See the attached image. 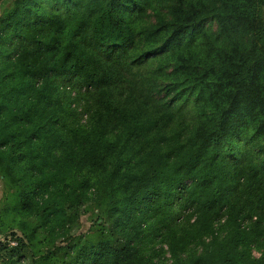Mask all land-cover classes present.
Here are the masks:
<instances>
[{"label":"trees","instance_id":"16d2710c","mask_svg":"<svg viewBox=\"0 0 264 264\" xmlns=\"http://www.w3.org/2000/svg\"><path fill=\"white\" fill-rule=\"evenodd\" d=\"M6 1L0 260L264 264V0Z\"/></svg>","mask_w":264,"mask_h":264},{"label":"rangeland","instance_id":"374dc122","mask_svg":"<svg viewBox=\"0 0 264 264\" xmlns=\"http://www.w3.org/2000/svg\"><path fill=\"white\" fill-rule=\"evenodd\" d=\"M10 0H7L5 5L9 4ZM149 13V11H147ZM150 21L153 20V18H149ZM212 28L214 29L215 26L213 25ZM4 182L0 179V207L4 198ZM101 214V210L95 209L94 206H91L81 214L79 217V220L75 226V230L73 231L75 234H88V233H95L98 229L96 226L95 220L98 215ZM1 224V223H0ZM14 236L11 234V232H5L1 229L0 225V245L1 244H7L9 247H15L17 245V237H20L19 233L17 231H14ZM25 257H27V254H24ZM257 255V254H256ZM7 257L2 256V259L0 260V264H9L6 263ZM18 264H29L28 261L20 262Z\"/></svg>","mask_w":264,"mask_h":264}]
</instances>
